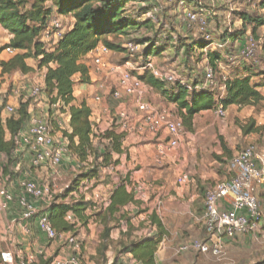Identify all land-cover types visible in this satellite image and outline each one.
Segmentation results:
<instances>
[{
	"label": "rangeland",
	"instance_id": "1",
	"mask_svg": "<svg viewBox=\"0 0 264 264\" xmlns=\"http://www.w3.org/2000/svg\"><path fill=\"white\" fill-rule=\"evenodd\" d=\"M181 2L186 7L188 6L189 11L195 15L196 19L193 23L186 24L181 21L183 11L180 8ZM263 4L264 0H136L131 2L126 8V14L132 16L133 20L137 21V29L129 30L121 36H109L107 39L108 42L114 44L122 51H110V54L105 58L106 67L104 69L96 70L91 56H88L83 61L92 75V78L90 79L89 77L88 82L83 84L85 89L83 96H85L87 105L96 107L101 114V107L94 103V96L98 94L104 99L108 108L114 107L110 94L117 85L118 74L110 72L107 69L109 67L118 69V73L129 72L138 78H149V73L140 70L145 63V49L147 46L150 47L152 45L161 46L166 42V38L168 37L172 39L169 49L159 56H152L150 59H146V61L152 62L155 70L162 75L174 74L176 80L180 79L190 84L193 82L202 83L204 81V71L208 65L207 52H218L220 54L222 60L219 61L215 69L214 87L212 86V89L208 90L213 93L214 101L222 98L220 90L222 84L220 80L222 77L231 80L237 75L240 76L245 70H249L254 75L253 79L256 83L262 82L260 76L264 73ZM155 8L158 9L157 25L148 24L145 26L143 24L146 14H144V11L148 12ZM60 19L66 32L70 21L68 18ZM254 21H261L262 24L258 26L256 33L252 34ZM206 36L209 37V42H211L212 46L202 51L193 50L194 43L203 41ZM0 37L1 45L3 46L6 34L2 32ZM128 44H132L134 47L133 52L127 49L126 46ZM248 47L253 49L251 57H247L244 54ZM184 49H191L192 51L186 54ZM2 54L4 58L11 56L6 51ZM30 64L34 65L36 69L32 76H30L29 82L27 80L19 81L20 79L15 73L9 75L0 74V109L3 120L8 119L7 115L3 114V110L12 100L10 99L12 92L19 88V83L22 84L24 82L25 86H31L30 89L33 86L41 84L40 80L43 73L46 72V68H38L37 63L33 60L30 61ZM33 78L35 82L31 80ZM91 80L98 81L93 84H99V86H102V89H95L96 87L91 85ZM74 85H81V83L75 82L74 79ZM177 86L164 84L163 90L167 93L176 92ZM21 92L25 94L24 91ZM44 92L45 89L43 87L42 94L38 100H47ZM260 92L264 97L263 87L260 88ZM154 94L158 100H161L160 97L163 98L161 103H163L164 108L170 110L174 115H179L177 107L171 104L160 92L153 89L149 90L147 101L154 106L150 100ZM19 101L20 99H18ZM124 104L126 106L132 105L128 100H125ZM251 122L256 127H260L261 130L258 133L245 135L242 128ZM190 129L188 130L184 127L185 132L182 138V145H184L183 149L186 155L183 165L188 178L195 179L201 183L202 180L198 179L197 175H200L204 169H209L205 161H217L219 157L224 159L222 161L223 166L217 168L219 172H216V176L218 178H211L208 184H204V188L208 189L218 180H228L232 176L233 169L231 168L230 160L245 148L253 146L257 152L264 156V100L254 107H229L225 110L222 117H218L215 110L202 111L194 117ZM224 146L230 151V156L223 150ZM182 147L180 146V149ZM0 164L6 167L7 174L11 172L10 164L5 158H1ZM100 164V161L92 160H89L83 166L78 164L77 161L65 163L52 177L46 178V176H42L38 180L50 186L55 192L54 199L57 201L59 196L67 194V187H71L76 177L81 173L94 172L92 174L96 176L94 179L97 180L96 184L90 187L85 194L77 193L76 197L75 195H68L65 199V202L72 203L80 198L83 200L89 199L91 196L92 199L89 200H92L93 203V196L95 194L107 198L111 188L108 179L115 177V174H117L114 171L110 172L106 170L109 166L103 168L100 167ZM203 166L207 168H203ZM25 168L27 167L25 166ZM3 170L5 168H2ZM194 170L198 173L194 174L192 172ZM206 190L203 192L205 193ZM204 193L202 198H204ZM255 193L264 211V188L257 187ZM146 197V202H149L153 198L152 192L147 191ZM200 208L202 207L200 206ZM101 210L102 208L93 212L88 211L87 214L90 216L88 217L90 222H87V224L78 223L72 231V237L75 241L68 247L65 253L77 256L80 264H104L105 261L107 262L108 253L114 252L117 255L121 251L122 246L130 242L129 238L126 241L118 239L114 243L109 239L105 244H109L110 249L101 250L100 244L102 243L105 225L103 226L101 217H96L97 214H102L100 213ZM145 210L148 209L145 207ZM152 210V213L158 219L161 216L160 208L156 207L154 209L153 207ZM201 218V211L198 213L187 212L184 215V220L186 222L188 220L192 221L194 224L193 232L184 231L182 235L179 233L180 235L178 234V236L169 233L167 237L172 239V249H175V252L182 245L207 238L205 230L204 232L202 231ZM114 224V226L108 223L106 225L111 226L112 230L119 229L117 223ZM168 225L171 228L168 230L171 232L174 226L171 222ZM148 226L151 225L147 224L145 228H148ZM90 233H93L94 237L87 242L83 238V235H89ZM163 237H165V233ZM135 239L138 241V237ZM100 250L102 253H100ZM176 255L182 257L184 261L186 260L185 257L192 261L197 259L200 264H264V227L255 233L239 236L233 241L225 243L220 258L192 253H176Z\"/></svg>",
	"mask_w": 264,
	"mask_h": 264
},
{
	"label": "built area",
	"instance_id": "2",
	"mask_svg": "<svg viewBox=\"0 0 264 264\" xmlns=\"http://www.w3.org/2000/svg\"><path fill=\"white\" fill-rule=\"evenodd\" d=\"M187 7L181 2L180 8L183 9L181 21L190 24L196 18ZM145 17L152 24L157 25L158 9L148 11ZM64 34L65 29L61 19L59 17L51 18L41 37L44 49L47 52L53 51ZM204 41L209 42V37L206 36ZM211 46L210 42L209 47ZM126 47L131 52L134 51L132 44H128ZM5 51L13 53L11 49ZM109 54L110 50L104 46H98L90 52L89 56H91L96 70L106 67L105 58ZM244 54L251 57L253 49L246 48ZM107 69L118 74L117 85L110 94V99L115 103V106L108 108L101 95L94 96V103L101 107V114L109 117V125L105 129L99 130L91 122L93 132L98 135L108 130H114L124 137L126 135L155 137L163 134L165 139L160 141L156 147L157 162L166 159L170 152L178 150L185 132L181 116L172 114L166 108L157 109L147 101L148 91L152 88L137 76L129 72L118 73V69L113 67ZM140 70L149 73L163 84L184 87L189 94L212 89L215 77V70L209 65L204 71V81L197 84L176 80L174 74L162 75L155 70L150 61H146ZM227 81L226 77H222L220 80L222 97L226 92ZM42 88V86L32 87L25 96L26 102L38 103ZM98 89H102V86H99ZM124 99L132 103L135 108L134 113L126 109ZM50 107L56 109L58 104L50 105ZM215 111L218 117H222L225 112L221 106H217ZM15 112L16 107L13 103H8L3 110V114H6L7 117L14 115ZM27 114L26 121L15 137L13 162L10 164L11 172L6 174L4 170L2 171L5 166L0 168V213L7 212L10 205L15 203L18 209L17 217L11 222L10 231L17 228L23 236L32 238V228L35 227L48 244L60 246L61 251L59 250L60 253L52 257L44 248H35L27 253L8 249L0 252V264H39L48 260H50L49 264H80L77 256L65 253L75 241L72 237L73 233L56 231L49 220L50 209L53 204L57 203L54 199L55 192L47 183L22 176L27 173V170L33 169L43 170L50 178L56 174L64 160L71 158L72 155L68 148L69 141L64 135L67 132L65 124L68 116L58 113L52 119L48 111L33 115L28 110ZM93 114L92 110L91 118ZM26 160L28 165L25 164ZM230 164L233 169L232 176L228 180L216 183L204 193L201 219L207 238L180 246L176 250L177 254L192 253L220 258L225 243L233 241L239 236L255 233L264 227V211H262L261 202L255 193L257 187L264 188V156L257 152L255 147L249 146L232 157ZM106 170L112 172L114 167L109 166ZM183 181V178H180L178 183L182 184ZM89 183L82 185L77 192L71 195L76 197L77 193L85 194L90 187L97 183V180H92ZM126 188L138 200L147 198V190L142 186H136L135 189L130 190L127 184ZM108 199L109 195L104 198V196L95 194L93 196L95 208L97 210L105 209L109 204ZM65 222L73 225L74 228L78 225V221L72 213L66 214Z\"/></svg>",
	"mask_w": 264,
	"mask_h": 264
},
{
	"label": "trees",
	"instance_id": "3",
	"mask_svg": "<svg viewBox=\"0 0 264 264\" xmlns=\"http://www.w3.org/2000/svg\"><path fill=\"white\" fill-rule=\"evenodd\" d=\"M134 1L136 0H0V28L9 37L6 44L0 45V74L9 75L16 72L23 75L30 74L34 69L28 66L29 60L35 61L40 69L46 68L44 93L50 105L58 104L56 108L58 113L67 114L68 130L64 135L69 141L70 154L82 166L89 160L100 161V167L103 168L115 166L118 161H113L112 155H120L123 152L122 134L108 130L96 135L90 121L91 107L84 101L78 105L73 104L74 77L79 76L80 83L88 82L89 69L83 61L98 46H104L110 51H122L107 39L109 36H121L129 30L137 29V21L126 14L128 4ZM145 13L147 11H144ZM54 14L60 18H72L74 23L72 28L65 32L58 46L53 51L47 52L41 37L50 17ZM143 24L147 26L152 23L145 17ZM261 24V21H254L252 34L256 33ZM171 41L172 39L168 37L161 46H147L144 53L145 62L146 59L159 56L168 50ZM209 46L210 42L203 40L195 42L192 49L202 51ZM6 49L13 50L9 59L2 57ZM184 50L186 54L192 51ZM206 57L208 65L214 70L222 60L218 52L208 51ZM253 77L249 70H245L240 76L228 80L225 95L217 101H214V95L210 91L193 92L189 95L184 87L178 85L176 92L167 93L163 90L164 84L151 75L149 78L139 77V79L175 105L184 127L191 130L194 117L202 111L216 110L217 106H221L225 111L229 107H254L261 103L264 100L260 92V88H264V73L260 76L262 82L256 83ZM27 107L28 103L20 102L15 114L5 120L1 117L0 109V160L3 157L9 164L13 162L15 137L28 117ZM242 130L248 135L258 133L261 128L251 122ZM94 139L107 142L102 146V152L94 145ZM223 150L230 156L231 153L226 146ZM2 166L0 164V168ZM4 171L7 174L6 167ZM92 173L94 172L81 173L76 177L67 194L59 196L57 203L51 207L49 220L56 231H73L74 226L65 222L67 213H72L78 223L87 224L90 220L88 211L97 210L92 200L85 201L80 198L72 203L65 202L69 194L77 192L82 185L96 178ZM127 184L126 179L119 180L109 192L108 206L100 211L102 214L96 215L98 218L101 217L103 226L105 225L100 244L102 251L110 249V245L105 243L110 239L112 228L106 224L114 223L116 218L121 219L123 208L136 204L133 195L127 192ZM148 221L151 227L156 229V234L123 245L118 254H129L139 264H155V255L162 242L164 230L154 213L149 215ZM128 225L129 222L126 220V226ZM45 262L49 264V260Z\"/></svg>",
	"mask_w": 264,
	"mask_h": 264
},
{
	"label": "crops",
	"instance_id": "4",
	"mask_svg": "<svg viewBox=\"0 0 264 264\" xmlns=\"http://www.w3.org/2000/svg\"><path fill=\"white\" fill-rule=\"evenodd\" d=\"M58 17L56 14L50 17L55 18ZM69 28L70 30L73 26V19L68 18ZM3 31L0 28V35ZM9 40V37L6 36L5 43ZM1 37H0V45H1ZM12 56V54H11ZM3 54L2 57L4 59ZM89 56V55H88ZM87 56V57H88ZM86 57V58H87ZM85 60V59H84ZM29 60L27 61L28 66L32 67L34 70L36 69L34 65L30 64ZM45 73L40 80L41 84L39 86L44 87V78ZM19 81L27 80L30 81V76H32L33 72L27 75H23L21 73H15ZM90 79L92 78L91 73H89ZM75 82L80 83L79 76L74 77ZM35 82V79H31ZM95 89L99 87V84L96 80H91ZM94 81V82H93ZM96 81V82H95ZM100 81V80H99ZM85 84V83H84ZM31 86H25L24 82L22 84L19 83V88L12 92V99L9 103H13L15 107H18L20 102L28 103L27 110L31 111L33 115H39L42 111H48L51 114V118L54 119L58 112L56 109L51 108L50 104L47 100L37 102H26L25 96L29 91ZM34 87V86H33ZM21 91H24L23 94ZM84 85H74V105H78L81 102L85 101L84 95ZM92 91V90H90ZM91 93V92H90ZM155 94H157L155 92ZM153 95V98H150L155 108L160 109L164 108L163 103L161 101L163 98L160 97L161 100L156 99V95ZM158 95V94H157ZM156 97V98H155ZM18 99L20 101L18 102ZM158 100V101H157ZM165 100V99H164ZM88 104V103H86ZM115 106V103H113ZM91 109L94 111V114L91 118L92 124L99 130L105 129L109 125V117L100 114L96 107L90 105ZM129 112L134 113L135 108L133 105H129L126 108ZM66 129L68 130V120H66ZM165 136L160 134L158 136H137V135H126L122 142L123 152L120 155L113 154V161H118L117 165L114 167L115 177L109 178L108 182L111 185L110 191L114 188L119 180L126 179L128 182V187L130 190L132 188H136V186H142L143 189L152 192V199L146 202L145 200H138L135 198L136 204L128 205L123 208L121 214L123 217L121 219L116 218L114 223H117L119 229L111 230L110 240L112 242H116L118 239L127 240L129 238L130 242L135 240L148 238L154 236L156 234V229L154 227L148 226L145 228L147 224H150L148 221L149 215L152 213V208L156 207L160 208L161 216L158 218L161 225L163 226V230L165 233V237H163L162 242L160 243L158 250L155 255V264H200V262L196 260H190L185 257L187 260H183L182 257H178L176 255L175 249H172L173 244L171 243L172 239L167 236L170 234L174 236H178L179 233L185 232H193L194 224L192 221L188 220L186 222L184 220V215L187 212H200L203 214V191L207 188H204V184H208L211 181V178H218L216 176V172L219 171L217 168H221L223 166V158H217V161L214 160H206L205 163L209 166V169H204V171L197 175L198 179L202 180V182H198L195 179H190L186 176V171L183 163L186 160V155L184 153V145L181 143V149L170 152L168 157L161 162L156 161V147L160 141H163ZM94 145L102 152V146L107 143L106 141L99 142L98 139L93 140ZM76 161L75 157L72 155L71 158H68L62 162V165L65 163H71ZM27 164V160L25 162ZM61 165V166H62ZM206 166H203L205 168ZM207 168V167H206ZM200 171V170H199ZM194 174L198 172L196 170L192 171ZM28 173V174H27ZM24 177L29 179H39L42 176H46L47 174L43 170H29ZM120 177V178H119ZM183 178V183L179 184L178 180ZM190 180V181H189ZM221 182L218 180L216 183ZM214 183L213 185H215ZM212 185V186H213ZM211 186V187H212ZM127 189V188H126ZM127 192L130 193L129 189ZM71 195V194H69ZM262 195V194H261ZM89 199H92L91 196ZM89 199H84L88 201ZM200 206L202 208H200ZM145 207L148 210H145ZM17 205L14 203L10 205L9 210L5 213H0V252L13 249L19 250L23 253H27L30 250L35 248H44L48 252L49 256H56L60 253V246L55 244H48L43 235H41L35 227L33 230V237L27 238L23 236L17 228H14L10 231L11 222L17 217ZM95 219V218H92ZM126 220H128L129 225L126 226ZM90 222V220L88 221ZM169 222L174 226L171 232H169ZM112 223V226L115 224ZM96 224V223H95ZM201 227L204 232V227L201 219ZM180 235V234H179ZM94 237L93 233L89 235H83V238L89 242V239ZM228 243V242H227ZM127 245V244H125ZM60 250V251H59ZM64 251V250H62ZM50 262V260H49ZM39 264H48L44 261ZM106 264H139L136 262L131 255L129 254H117L114 252L108 253V258Z\"/></svg>",
	"mask_w": 264,
	"mask_h": 264
}]
</instances>
